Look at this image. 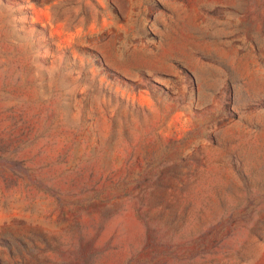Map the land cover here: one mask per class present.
Returning a JSON list of instances; mask_svg holds the SVG:
<instances>
[{
  "label": "rangeland",
  "instance_id": "374dc122",
  "mask_svg": "<svg viewBox=\"0 0 264 264\" xmlns=\"http://www.w3.org/2000/svg\"><path fill=\"white\" fill-rule=\"evenodd\" d=\"M0 264H264V0H0Z\"/></svg>",
  "mask_w": 264,
  "mask_h": 264
}]
</instances>
